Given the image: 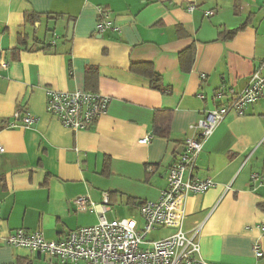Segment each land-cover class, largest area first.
<instances>
[{"label": "crops", "instance_id": "1", "mask_svg": "<svg viewBox=\"0 0 264 264\" xmlns=\"http://www.w3.org/2000/svg\"><path fill=\"white\" fill-rule=\"evenodd\" d=\"M100 7L113 25L103 32ZM231 30L232 38L219 37ZM190 46L196 57L187 72L179 55ZM263 60L264 0H0V235L24 228L53 240L97 224V211L76 209L79 195L97 204L107 195V219L143 224L140 205L166 187L171 163L215 106L216 90H243ZM146 62L163 90L132 71ZM88 67L96 70L89 80ZM76 90L110 98L86 130L69 129L47 111L50 91ZM18 110L35 122L11 127ZM157 110L172 113L169 137L154 135ZM194 174L213 182L186 199L183 228L198 230L203 259L264 264L253 249L257 242L264 253V95L218 124ZM0 264L61 263L1 242Z\"/></svg>", "mask_w": 264, "mask_h": 264}, {"label": "built area", "instance_id": "2", "mask_svg": "<svg viewBox=\"0 0 264 264\" xmlns=\"http://www.w3.org/2000/svg\"><path fill=\"white\" fill-rule=\"evenodd\" d=\"M193 8V5L189 6V10ZM112 27L109 10L100 7L98 31ZM6 65L3 63V67ZM263 95L264 60L243 90L236 91L225 84L216 90L213 97L215 106L199 118L193 126L197 134L185 138L182 152L171 163L166 187L156 200H147L140 205L143 224L133 217L107 219V195L102 204L79 195L74 199L76 209L97 211V224L77 228L67 236L53 240L47 239L42 231L19 228L6 236L0 235V243L29 248L61 264H216L207 262L201 256L198 230L187 234L183 228L186 199L189 194L204 193L213 185L211 179H201L194 174L206 139L227 115L244 114L248 106L258 102ZM200 97L203 99L205 95L200 94ZM109 104L110 98L97 92L50 91L47 111L65 127L79 131L91 128L107 112ZM18 120L22 121V125L35 122L29 114L22 117L21 110L15 113V121L10 126H15ZM149 140L146 137L142 142ZM3 151L4 147L0 145V152ZM253 178L257 180L259 176L254 174ZM158 228H173L174 232L166 237L150 239L149 235ZM259 228L264 232V225ZM253 249L257 257L264 255L259 243L256 242Z\"/></svg>", "mask_w": 264, "mask_h": 264}, {"label": "trees", "instance_id": "3", "mask_svg": "<svg viewBox=\"0 0 264 264\" xmlns=\"http://www.w3.org/2000/svg\"><path fill=\"white\" fill-rule=\"evenodd\" d=\"M237 30L221 32L220 38L229 39L236 34ZM180 63L184 71L189 72L195 62L196 49L195 46H190L180 53ZM133 72L147 76L151 80V85L154 89L163 90V84L160 75L156 72L153 63H134L131 66ZM96 74L94 67L87 68V78L91 79L92 75ZM95 86V85H94ZM92 92H96L90 90ZM172 113L167 110H157L153 121L154 135L161 137H169L171 133Z\"/></svg>", "mask_w": 264, "mask_h": 264}, {"label": "rangeland", "instance_id": "4", "mask_svg": "<svg viewBox=\"0 0 264 264\" xmlns=\"http://www.w3.org/2000/svg\"><path fill=\"white\" fill-rule=\"evenodd\" d=\"M170 232L171 231L168 229H159L157 231H153V233H151L149 235V238L150 239H159V238L168 236V234H170Z\"/></svg>", "mask_w": 264, "mask_h": 264}, {"label": "water", "instance_id": "5", "mask_svg": "<svg viewBox=\"0 0 264 264\" xmlns=\"http://www.w3.org/2000/svg\"><path fill=\"white\" fill-rule=\"evenodd\" d=\"M72 28H73V23H70V28L68 30V36L71 37L72 36Z\"/></svg>", "mask_w": 264, "mask_h": 264}]
</instances>
